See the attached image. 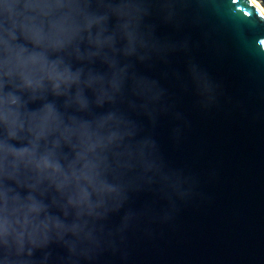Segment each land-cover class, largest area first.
<instances>
[{"label":"clouds","instance_id":"obj_1","mask_svg":"<svg viewBox=\"0 0 264 264\" xmlns=\"http://www.w3.org/2000/svg\"><path fill=\"white\" fill-rule=\"evenodd\" d=\"M184 5L0 0V264H128L134 195L162 193L163 222L198 195L155 135L162 114L182 113L140 70L187 51L157 35ZM188 72L210 106L206 74L191 62Z\"/></svg>","mask_w":264,"mask_h":264},{"label":"water","instance_id":"obj_2","mask_svg":"<svg viewBox=\"0 0 264 264\" xmlns=\"http://www.w3.org/2000/svg\"><path fill=\"white\" fill-rule=\"evenodd\" d=\"M258 13L252 0H185L171 24H159L161 39L187 43V51L140 70L160 80L169 105L182 113L181 121L162 114L155 135L169 166L198 180V195L177 201L169 222L162 219L169 210L162 193L134 195L128 264H264V18ZM190 62L214 88L208 107Z\"/></svg>","mask_w":264,"mask_h":264},{"label":"bare ground","instance_id":"obj_3","mask_svg":"<svg viewBox=\"0 0 264 264\" xmlns=\"http://www.w3.org/2000/svg\"><path fill=\"white\" fill-rule=\"evenodd\" d=\"M252 1L256 4V6L258 7L259 11H260L261 13H264V8H263L262 5L259 3V1H258V0H252Z\"/></svg>","mask_w":264,"mask_h":264},{"label":"trees","instance_id":"obj_4","mask_svg":"<svg viewBox=\"0 0 264 264\" xmlns=\"http://www.w3.org/2000/svg\"><path fill=\"white\" fill-rule=\"evenodd\" d=\"M264 8V0H258Z\"/></svg>","mask_w":264,"mask_h":264}]
</instances>
